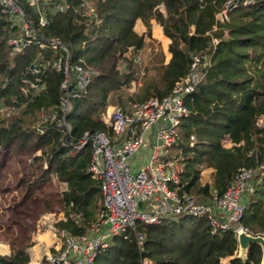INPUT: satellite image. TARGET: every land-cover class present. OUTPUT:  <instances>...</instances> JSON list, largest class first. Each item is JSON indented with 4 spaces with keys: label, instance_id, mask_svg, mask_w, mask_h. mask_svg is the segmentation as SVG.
Returning <instances> with one entry per match:
<instances>
[{
    "label": "trees",
    "instance_id": "trees-1",
    "mask_svg": "<svg viewBox=\"0 0 264 264\" xmlns=\"http://www.w3.org/2000/svg\"><path fill=\"white\" fill-rule=\"evenodd\" d=\"M66 1L69 7L64 10L46 6L48 23L41 31L81 52L85 61L99 71L90 81L86 95L73 100L66 114L74 139L85 130H109L104 110L114 97L122 106V95L131 103H139L150 96L168 94L174 81L187 72L192 53L202 50L208 55V63L194 91L183 98L189 113L180 121L179 138L172 148L182 165L179 191L198 199L208 198L213 192L221 194L239 167L264 164V0L234 7L223 22L216 20L215 14L225 0ZM82 1L92 3L97 10L99 22L90 31L78 23L73 12ZM27 11L35 20V13L30 8ZM151 19L169 39L170 58L164 63L162 52L153 54L143 68V75L155 67L157 79L145 77L137 92L127 94L125 87L136 86L132 68L139 65V59H135V54L149 39ZM136 20L145 26L144 34L133 30ZM94 30L95 39L88 41ZM12 31L8 19L0 14V84L5 83L0 87V102L15 107L24 103L19 114L3 118L6 121L0 124L3 146L14 137L34 134L35 109L57 103L60 79L59 73L49 71L45 91L31 96L21 94L19 78L35 58L37 49L31 46L24 53L11 56L6 40ZM121 62L125 63L123 67ZM27 115L34 119L26 128ZM34 135V148L41 149L57 181L64 186L61 203L65 220L58 221L55 227L72 235L84 233L101 204L97 182L86 170L89 146L70 153L58 144L57 133L51 127L42 135ZM203 169H209L206 180L201 179ZM253 184L254 191L244 201L241 224L257 232L264 230V169L258 170ZM192 218L195 222L183 224ZM134 230L143 235L141 254ZM134 230L128 229L125 237L113 236L94 264H139L140 256L146 257L150 264H259L260 261L257 244L248 246L244 260L233 256L236 248L233 234L209 233L203 218L181 215L151 225L136 222ZM27 259L23 249L0 255L1 264H25Z\"/></svg>",
    "mask_w": 264,
    "mask_h": 264
},
{
    "label": "built area",
    "instance_id": "built-area-1",
    "mask_svg": "<svg viewBox=\"0 0 264 264\" xmlns=\"http://www.w3.org/2000/svg\"><path fill=\"white\" fill-rule=\"evenodd\" d=\"M250 1L225 0L215 14L216 20L227 21L234 7ZM47 5L54 10L69 7L66 0H0V14L8 19L13 29L6 40L9 54L20 55L31 46L37 49L35 58L19 78L18 90L24 96L37 95L46 89L47 73H59L57 103L35 109L33 132L42 135L46 128H53L58 144L68 148L70 153L89 146L86 170L97 182L101 204L85 232L78 235L52 226L50 218L40 219L35 225L36 230L48 231L51 241L47 246L33 241L32 247L37 248L32 251L30 246L27 249L29 259L25 264H94L98 254L110 245L111 238L117 235L125 237L128 229L134 230L136 222L151 225L181 215L203 218L211 234L231 232L235 238L239 230H244L251 235L264 236V230L252 232L241 224L244 198L254 191L253 177L258 170L264 169V164L239 167L221 194L213 192L208 198L198 199L186 191H179L182 165L172 153V148L179 138L180 121L189 113L183 98L193 92L203 78L208 55L202 50L192 53L187 72L174 81L165 96H150L139 103L108 106L104 120L109 130H85L74 139L66 114L73 100L86 95L90 81L98 71L85 61L81 52L41 31L48 23ZM28 8L35 13V20L29 15ZM73 12L78 23H83L89 31L99 22L97 10L90 2H80ZM95 37L94 30L88 41ZM211 41L215 43L216 40ZM85 42H81L80 50ZM4 85L1 83L0 87ZM23 106V102L19 107L2 105L0 115L8 118L16 108L20 110ZM119 134L123 139L113 148L112 139ZM148 134H151L150 139ZM145 145L148 152L139 157L144 158L143 161L131 163L130 158ZM140 202L144 204L143 208H140ZM61 220H65L64 214ZM133 232L141 254L143 235ZM236 252L237 247L233 256ZM139 264H150V261L140 256Z\"/></svg>",
    "mask_w": 264,
    "mask_h": 264
},
{
    "label": "rangeland",
    "instance_id": "rangeland-1",
    "mask_svg": "<svg viewBox=\"0 0 264 264\" xmlns=\"http://www.w3.org/2000/svg\"><path fill=\"white\" fill-rule=\"evenodd\" d=\"M136 25L137 22L134 24L135 29L139 26ZM165 51V40L156 37L146 39V46L135 54L139 59V65L132 68L133 84L136 86L125 87V93L137 92V87L141 86L145 77L157 79L158 70L155 67L149 66L150 70L145 76L143 68L148 65V60L153 57V54ZM127 54L129 52H126ZM166 58L164 53L163 60ZM124 65L125 63H120L121 67ZM113 99L114 101L109 102L105 110L108 106L119 105L116 98ZM120 102L124 104L130 101L126 95H122ZM2 105L4 106L0 102V106ZM19 112L20 110L16 108L12 116H16ZM3 117L4 115H0V124L6 121ZM33 119L30 115L26 116V128ZM121 139H123L122 134L114 136L111 142L112 147L114 148ZM35 143V135L31 133L25 138L19 136L12 138L6 146L0 145V255L20 249L26 251L33 244V239L38 238L39 235L45 234L47 238V235H50L49 232L39 233L35 227L36 223L42 218H50L52 226H56L65 212L61 204L64 186L57 181L52 167L48 165V160L41 154V149L34 148ZM172 153L175 154V151L172 150ZM141 155L131 157L130 162L133 164L142 162L144 158L139 159ZM208 178L209 169H203L201 179ZM139 206L143 208L144 204L140 202ZM195 220L192 218L191 221H184L183 224L188 226ZM49 242L50 239H47L46 244Z\"/></svg>",
    "mask_w": 264,
    "mask_h": 264
},
{
    "label": "crops",
    "instance_id": "crops-1",
    "mask_svg": "<svg viewBox=\"0 0 264 264\" xmlns=\"http://www.w3.org/2000/svg\"><path fill=\"white\" fill-rule=\"evenodd\" d=\"M137 22V25H139V26H137V29H135L134 28V25H133V30L136 32V33H138V34H144L145 33V26L142 24V22L140 21V20H136L135 22H134V24ZM153 31L155 32L154 34H153ZM149 37H156V38H160V39H163V40H165L166 41V51L165 52H162V54H163V56H164V53H165V55L167 56V58L166 59H164L163 61H164V63H166L168 60H169V58H170V54L168 53V51H167V46H168V43H169V39L167 38V37H165L164 35H163V33H162V30H161V27L154 21V20H150L149 21ZM145 41H146V39H145ZM144 46H146V42H145V45ZM143 48V47H142ZM141 48V49H142ZM140 49V50H141ZM127 55H129V54H127ZM165 58V57H164ZM135 59L137 60L138 59V57H135ZM148 139H150L151 138V134H148ZM148 152V146L147 145H145V146H143L142 148H141V150L138 152V154H142L140 157H143V156H145L146 155V153ZM137 154V155H138ZM131 161V160H130ZM244 200H246V197L244 198ZM62 204V203H61ZM40 232H43V231H39V233ZM45 232V231H44ZM46 238V235L44 234V235H39L38 236V238H34L33 239V241H39V242H41V244L42 245H48V244H46V241H47V239L49 240L50 239V236L49 235H47V238ZM51 241V240H50ZM32 246H34V245H31V247L29 248V249H31L32 251L33 250H35V248H37V246H35V247H32ZM26 252H27V250H26ZM27 254H28V252H27ZM28 259H29V254H28ZM27 259V260H28ZM27 262V261H26ZM222 264H227V263H222Z\"/></svg>",
    "mask_w": 264,
    "mask_h": 264
},
{
    "label": "water",
    "instance_id": "water-1",
    "mask_svg": "<svg viewBox=\"0 0 264 264\" xmlns=\"http://www.w3.org/2000/svg\"><path fill=\"white\" fill-rule=\"evenodd\" d=\"M236 241V257L244 260L247 255V249L250 244H257L260 247V261L259 264H264V236L251 235L244 230H239L235 237Z\"/></svg>",
    "mask_w": 264,
    "mask_h": 264
}]
</instances>
